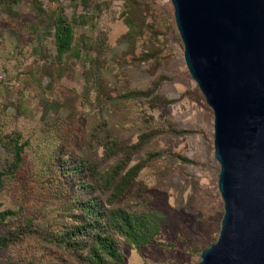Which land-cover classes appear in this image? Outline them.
Wrapping results in <instances>:
<instances>
[{
  "label": "rangeland",
  "instance_id": "1",
  "mask_svg": "<svg viewBox=\"0 0 264 264\" xmlns=\"http://www.w3.org/2000/svg\"><path fill=\"white\" fill-rule=\"evenodd\" d=\"M212 120L169 0H0V264H195L223 214Z\"/></svg>",
  "mask_w": 264,
  "mask_h": 264
},
{
  "label": "water",
  "instance_id": "2",
  "mask_svg": "<svg viewBox=\"0 0 264 264\" xmlns=\"http://www.w3.org/2000/svg\"><path fill=\"white\" fill-rule=\"evenodd\" d=\"M212 111L223 214L195 264H264V0H169Z\"/></svg>",
  "mask_w": 264,
  "mask_h": 264
},
{
  "label": "trees",
  "instance_id": "3",
  "mask_svg": "<svg viewBox=\"0 0 264 264\" xmlns=\"http://www.w3.org/2000/svg\"><path fill=\"white\" fill-rule=\"evenodd\" d=\"M72 39V29L70 28L69 24L61 17L55 18L54 26H53V43H54V49L58 56L63 54L70 46V42ZM18 149L14 148L13 150V157L14 162L17 164L19 160V153ZM127 180L131 178V175H126ZM125 178V177H122ZM121 179V178H120ZM116 188V183L113 185V189ZM112 193V191H111ZM112 218H117L119 220L118 222L115 221L116 227L118 228L120 226V220L122 221V224L125 223V226H128L129 229H131L132 221L134 220L133 217L128 216L125 213L120 212L119 210H116L115 212H112L110 215ZM93 244L97 246L103 253L108 255L113 260L120 262L119 255L115 251V246L112 241V236L106 232L103 233H93Z\"/></svg>",
  "mask_w": 264,
  "mask_h": 264
}]
</instances>
